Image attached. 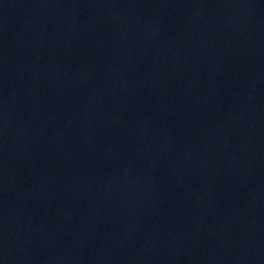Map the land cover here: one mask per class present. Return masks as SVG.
Returning a JSON list of instances; mask_svg holds the SVG:
<instances>
[{
  "label": "water",
  "instance_id": "1",
  "mask_svg": "<svg viewBox=\"0 0 264 264\" xmlns=\"http://www.w3.org/2000/svg\"><path fill=\"white\" fill-rule=\"evenodd\" d=\"M0 264H264V0H0Z\"/></svg>",
  "mask_w": 264,
  "mask_h": 264
}]
</instances>
